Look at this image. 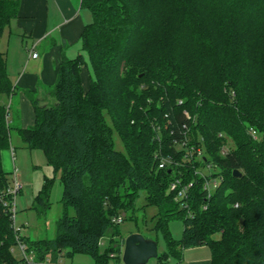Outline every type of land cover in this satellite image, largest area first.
<instances>
[{"label":"trees","instance_id":"1","mask_svg":"<svg viewBox=\"0 0 264 264\" xmlns=\"http://www.w3.org/2000/svg\"><path fill=\"white\" fill-rule=\"evenodd\" d=\"M81 6L91 16L80 35L82 53L61 62L54 103L41 105L28 94L34 124L13 129L53 171L34 208H49L58 176L62 214L53 239H19L38 262L83 254L94 264L119 263L120 224L112 221L123 216V223L131 213L137 224L132 211L142 193L157 211L153 231L165 243L160 263L205 246L210 264H264V0H81ZM18 10V0H0V39ZM14 92L0 52V97ZM9 111L0 105V264H22L11 253L16 234L4 206ZM113 135L124 153L115 150ZM212 179L218 186L207 198L204 182ZM176 181L191 185L184 200L170 190ZM174 220L183 223L179 243L168 231Z\"/></svg>","mask_w":264,"mask_h":264},{"label":"crops","instance_id":"2","mask_svg":"<svg viewBox=\"0 0 264 264\" xmlns=\"http://www.w3.org/2000/svg\"><path fill=\"white\" fill-rule=\"evenodd\" d=\"M18 1V18L11 22L0 39V52L6 60L8 78L15 92L11 99L4 98L7 104L0 100V105L10 110L15 101L19 128L26 129L34 124V110L28 94L37 96L41 105L54 103L51 88L56 83L60 64L65 59L74 60L82 53L80 35L91 22V16L82 8L81 0ZM19 35L31 40L24 53L20 47L10 51L12 38ZM32 52L37 54L36 58L31 57ZM87 78V74L82 75L84 87L88 85ZM184 259L185 253H182L181 260ZM169 260L163 264H170ZM191 264H210V261H193Z\"/></svg>","mask_w":264,"mask_h":264},{"label":"rangeland","instance_id":"3","mask_svg":"<svg viewBox=\"0 0 264 264\" xmlns=\"http://www.w3.org/2000/svg\"><path fill=\"white\" fill-rule=\"evenodd\" d=\"M13 35L15 34L13 33ZM30 43V39L21 38L20 35L14 36L10 44V51H16V48L20 47V50L24 53L25 46L30 45ZM31 97L37 99L35 95H31ZM0 100H4V104H7V100L5 103L4 98L0 97ZM15 106V101H13L9 111V122L12 129L10 131V146L1 152L2 169L5 173L9 174L10 182V173L15 168L17 176L23 185L22 191L15 197V227L19 229V234L22 238H29L31 240L53 239L56 233V222L62 214V206L60 204L62 185L58 180V176H56L49 196V208L42 213L34 208L35 198L40 193L45 180L54 178V175L44 153L40 150H28L13 130L16 127H20L18 123L19 113L14 109ZM250 131L252 132L253 139H257L258 135L256 132ZM113 139L115 150L124 153L120 139L116 135H113ZM227 141L228 148L233 149L232 142L229 139ZM156 213L155 208L146 206L144 194L140 193L136 201V210L132 211V216L137 220V224L132 219H129L130 213L127 215L128 218L119 225L118 229L121 234L122 244H124V240L130 234L142 231L146 237L157 239L158 254L163 253L165 251L164 239L160 233L153 231ZM168 231L174 242H181L183 233L182 220L171 221L168 224ZM108 243V238L102 240L100 252H103L108 247ZM182 253H185L184 260H177L171 257L169 260L170 264H191L193 261H210V253L205 246L195 249L191 248L185 252L183 250ZM13 256L18 259L17 254H13ZM59 260L61 264H94L90 256L83 254H75L72 257L63 256ZM120 262V264H123L122 261ZM119 263L114 260L109 262V264ZM147 264L158 263L156 259H152Z\"/></svg>","mask_w":264,"mask_h":264},{"label":"built area","instance_id":"4","mask_svg":"<svg viewBox=\"0 0 264 264\" xmlns=\"http://www.w3.org/2000/svg\"><path fill=\"white\" fill-rule=\"evenodd\" d=\"M32 58H36L37 54L35 52L31 53ZM181 103V102H180ZM192 152H190V156H192ZM201 156V151H197V156L196 158H199ZM163 163L159 165V168H163ZM210 171V167L206 168L205 173ZM204 173V174H205ZM11 174V185L9 189L5 192L4 196L9 198V201L4 203V206L9 210L10 212V221L12 228L15 232L16 236V246L12 248L11 252L15 255L17 254L18 259L22 262V264H61V261H57L56 263H52L49 259H46L44 262H38L35 258V254L28 249V247L19 239L20 234H19V229L15 227V197L18 195L22 189L23 185L20 182L16 169L14 168ZM200 176L203 178L205 175L201 172H199ZM218 186V181L217 180H205L203 189L207 194V198L210 197L211 193L216 189ZM191 187V185H188L186 187H181L179 181H176L173 183L170 187L171 191L177 192V200H184L187 195L188 189ZM122 217L119 216L115 219H113L112 223L115 225H119L122 222Z\"/></svg>","mask_w":264,"mask_h":264},{"label":"water","instance_id":"5","mask_svg":"<svg viewBox=\"0 0 264 264\" xmlns=\"http://www.w3.org/2000/svg\"><path fill=\"white\" fill-rule=\"evenodd\" d=\"M235 178H239L237 171L233 172ZM158 257L157 242L135 233L126 237L123 244L121 261L123 264H147Z\"/></svg>","mask_w":264,"mask_h":264}]
</instances>
